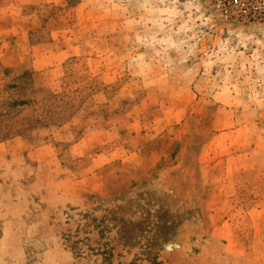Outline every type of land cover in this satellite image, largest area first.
<instances>
[{
    "label": "rangeland",
    "instance_id": "1",
    "mask_svg": "<svg viewBox=\"0 0 264 264\" xmlns=\"http://www.w3.org/2000/svg\"><path fill=\"white\" fill-rule=\"evenodd\" d=\"M0 264H264V0H0Z\"/></svg>",
    "mask_w": 264,
    "mask_h": 264
}]
</instances>
